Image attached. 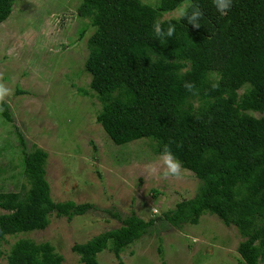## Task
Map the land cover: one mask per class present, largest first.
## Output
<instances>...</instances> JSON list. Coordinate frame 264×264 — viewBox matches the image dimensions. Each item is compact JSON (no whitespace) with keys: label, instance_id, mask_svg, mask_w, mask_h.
<instances>
[{"label":"trees","instance_id":"trees-1","mask_svg":"<svg viewBox=\"0 0 264 264\" xmlns=\"http://www.w3.org/2000/svg\"><path fill=\"white\" fill-rule=\"evenodd\" d=\"M14 2L0 0V23ZM189 2L203 13L200 28L179 15L163 17ZM76 13L93 27L84 62L89 89L78 91L99 102L95 120L112 144L145 139L157 155L168 145L182 168L200 181L193 198L160 218L180 227L197 224L203 213L216 215L243 237L237 246L242 262L264 264V0H232L224 15L213 0H160L156 6L81 0ZM157 22L164 30L173 24V36L158 39ZM188 82L194 85L191 91L184 87ZM0 116L12 120L4 101ZM19 140L26 181L18 191L0 189V242L46 228L51 214L70 220L93 208L89 202L54 201L45 178L48 153L36 146L25 151L20 134ZM153 221L131 214L119 227L74 243L71 250L82 264H99L97 255L104 250L123 264L120 254ZM2 256L4 264L63 262L51 243L24 238L6 255L0 250Z\"/></svg>","mask_w":264,"mask_h":264},{"label":"rangeland","instance_id":"rangeland-1","mask_svg":"<svg viewBox=\"0 0 264 264\" xmlns=\"http://www.w3.org/2000/svg\"><path fill=\"white\" fill-rule=\"evenodd\" d=\"M80 1L15 0L11 14L0 23V83L11 89L4 102L12 117L5 121L0 116V189L18 191L26 181L20 134L25 151L36 146L48 153L45 178L51 198L89 202L93 208L70 220L51 214L42 230L7 235L0 242L3 255L24 238L51 243L63 256L62 264H82L71 250L74 243L117 228L122 219L136 214L154 219L153 225L120 254L123 264H245L237 252L243 237L216 215L206 212L197 224L180 227L160 218L198 192L200 181L190 171L183 169L180 178L152 177L144 165L160 155L148 140L115 146L96 122L99 102L78 91L89 89L84 62L93 32L89 21L77 16ZM140 1L156 6L160 0ZM179 14L176 9L163 17ZM97 260L119 264L109 250ZM0 261L4 264L5 256Z\"/></svg>","mask_w":264,"mask_h":264},{"label":"clouds","instance_id":"clouds-1","mask_svg":"<svg viewBox=\"0 0 264 264\" xmlns=\"http://www.w3.org/2000/svg\"><path fill=\"white\" fill-rule=\"evenodd\" d=\"M213 4L218 12L222 15L227 14L232 6V0H213ZM192 11L189 13L188 9ZM203 13L197 6L192 5L190 2L186 4L180 14L179 18L187 19L188 23L194 28H200L199 20L202 18ZM175 26L169 23V26L164 30L160 22L154 25V33L158 39H164L173 36ZM184 87L189 91L193 90L194 85L190 82L185 83ZM11 95V89L0 83V102L5 100V97ZM144 170L154 178H180L183 172L181 162L175 157L168 145H165L159 158L155 162L147 163L144 165ZM152 211L158 214V209L153 208Z\"/></svg>","mask_w":264,"mask_h":264}]
</instances>
